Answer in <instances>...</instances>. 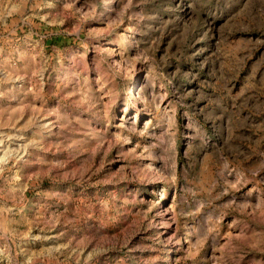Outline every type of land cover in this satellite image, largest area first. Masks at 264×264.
Masks as SVG:
<instances>
[{"label":"rangeland","instance_id":"obj_1","mask_svg":"<svg viewBox=\"0 0 264 264\" xmlns=\"http://www.w3.org/2000/svg\"><path fill=\"white\" fill-rule=\"evenodd\" d=\"M0 264H264V0H0Z\"/></svg>","mask_w":264,"mask_h":264},{"label":"bare ground","instance_id":"obj_2","mask_svg":"<svg viewBox=\"0 0 264 264\" xmlns=\"http://www.w3.org/2000/svg\"><path fill=\"white\" fill-rule=\"evenodd\" d=\"M124 110H126V107H124ZM4 156V155H3Z\"/></svg>","mask_w":264,"mask_h":264}]
</instances>
